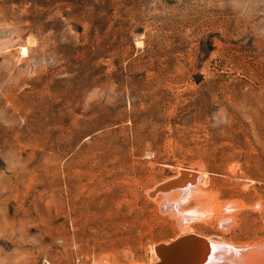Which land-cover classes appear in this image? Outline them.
<instances>
[{"label":"rangeland","instance_id":"1","mask_svg":"<svg viewBox=\"0 0 264 264\" xmlns=\"http://www.w3.org/2000/svg\"><path fill=\"white\" fill-rule=\"evenodd\" d=\"M183 168L184 221L150 194ZM184 230L264 243V0H0V264H152Z\"/></svg>","mask_w":264,"mask_h":264},{"label":"bare ground","instance_id":"2","mask_svg":"<svg viewBox=\"0 0 264 264\" xmlns=\"http://www.w3.org/2000/svg\"><path fill=\"white\" fill-rule=\"evenodd\" d=\"M23 49L25 50L26 48L23 47ZM199 171L183 168L180 172L178 171L179 175L177 177L158 184L154 189L150 190V194L151 192L153 195L158 191L162 192L164 197L160 202V206H164L165 211H172L175 217L183 218V221L184 218L189 220L191 218L190 215L195 214V212H190V215H188L190 210H185L182 204L188 198H191L190 196L192 198L195 195L201 196V191L198 190V182L195 178V176H198ZM182 173L183 175H181ZM227 206L233 207L232 203L231 206L230 204ZM227 206L224 207L227 210L230 209ZM197 211L195 215H200L198 214L200 210ZM195 215L193 216L195 217ZM225 219L227 217L221 220ZM228 224H226V228H229ZM222 225L225 227L224 223ZM189 229L191 228L189 227ZM186 231L184 230L174 240L157 244L154 248L156 259L152 264H264V243L237 245L230 242L226 244L224 241H216L199 234H186Z\"/></svg>","mask_w":264,"mask_h":264}]
</instances>
